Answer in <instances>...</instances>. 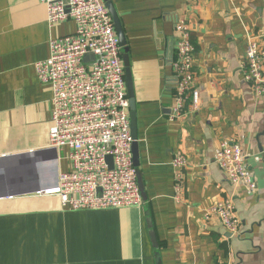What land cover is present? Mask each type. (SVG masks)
<instances>
[{
    "label": "crops",
    "instance_id": "crops-1",
    "mask_svg": "<svg viewBox=\"0 0 264 264\" xmlns=\"http://www.w3.org/2000/svg\"><path fill=\"white\" fill-rule=\"evenodd\" d=\"M111 2L126 39L142 204L68 211L55 195L28 192L54 185L68 167L70 150L49 144L51 91L34 64L75 24H49L41 0H0V264H264V94L240 67L248 35L264 50V0ZM178 17L189 24L201 101L170 120ZM124 79L128 99L125 68ZM222 141L240 145L256 191L231 184L215 163ZM175 152L187 161L177 199ZM228 196L239 219L234 235L204 218Z\"/></svg>",
    "mask_w": 264,
    "mask_h": 264
},
{
    "label": "built area",
    "instance_id": "built-area-1",
    "mask_svg": "<svg viewBox=\"0 0 264 264\" xmlns=\"http://www.w3.org/2000/svg\"><path fill=\"white\" fill-rule=\"evenodd\" d=\"M51 25L70 20L72 33L49 40V56L34 64L37 79L50 87L49 144L68 148V167L56 183L32 192L55 195L63 210H105L140 206L142 198L133 164L129 107L121 47L112 18L103 0H41ZM192 5L199 0H185ZM174 55L171 60L173 94L170 120L200 107L199 87L194 84L195 46L186 19L174 23ZM86 55L93 60L84 61ZM240 67L244 80L256 95L264 94V50L248 35ZM189 105L187 106V101ZM187 106V110H186ZM112 158L111 166L107 157ZM186 157L175 152L174 194L182 190L180 169ZM215 163L228 181L248 191L257 189L240 145L222 141ZM216 217L231 235L238 232L239 219L231 196L211 204L204 218Z\"/></svg>",
    "mask_w": 264,
    "mask_h": 264
},
{
    "label": "water",
    "instance_id": "water-1",
    "mask_svg": "<svg viewBox=\"0 0 264 264\" xmlns=\"http://www.w3.org/2000/svg\"><path fill=\"white\" fill-rule=\"evenodd\" d=\"M103 1L105 3V6H106L111 18H112L113 26H114V30H115L116 35H117L119 46L121 48H123V51H124L123 56H122V60H123V65L125 68L126 79H127V90H128L127 93L129 96L128 97V107H129V119H130V133H131V137L133 139V142L131 145V153H132L133 164L137 168L139 166L140 161H139V147H138V142H137L138 137H137V130H136L135 100H134L133 96H131V82H130V71H129V67H128L129 61H128V56H127L126 39H125L124 32H123L121 23L119 21L118 15H117L114 7H113L111 0H103ZM93 59H94V57L91 55H86L84 57V61H89V60H93ZM19 156L23 157L24 155H18V156L14 155V157H12L11 159L18 158ZM4 160L5 159H0V162L4 161ZM107 161L109 163V167L112 168V166H111L112 158L110 156L107 157ZM5 167H7V166L3 162L2 163V169L0 170V172H1L0 182H1V180H4L3 184H5L7 181L6 179H3V175L7 174ZM137 181H138L140 193L143 196L142 183L140 182L138 175H137ZM39 189L40 188L38 187V188L32 189L28 192H34V191L39 190ZM157 264H160V260H157Z\"/></svg>",
    "mask_w": 264,
    "mask_h": 264
}]
</instances>
